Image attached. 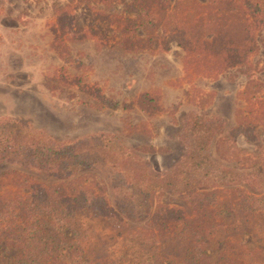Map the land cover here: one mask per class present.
Masks as SVG:
<instances>
[{
	"label": "rangeland",
	"instance_id": "rangeland-1",
	"mask_svg": "<svg viewBox=\"0 0 264 264\" xmlns=\"http://www.w3.org/2000/svg\"><path fill=\"white\" fill-rule=\"evenodd\" d=\"M119 9L120 5H109L107 0H92L86 5L76 0H0V116L18 119L29 125L31 132L62 143L105 138L114 147L144 158L160 173L191 145L184 129L189 114L213 118L218 139L235 126L237 118L255 115L250 112L258 111V105L248 104L246 97L258 89L255 95L264 110V41L257 32L245 65L248 77L233 68L207 78L200 61L198 70L185 71L184 53L173 43L167 46V36L160 32L136 33L138 47L134 50L114 45L112 30L95 21L94 15L96 11L118 14ZM98 37L103 40L98 41ZM144 95L150 104L139 103ZM111 101L119 106L110 108ZM251 137L235 138L242 152L231 162L219 158L211 147V160L238 176L236 184L218 190L220 204L215 209L220 213H213L215 226L205 245L208 264L240 260L264 264V230L258 228L262 222L252 217L245 220L246 210L240 203L237 208L232 198V194L256 195L264 184V128L255 125ZM23 180L34 184L79 180L103 193L110 212L118 209L119 190L98 166L65 177L18 164H0V193L18 191ZM167 206L186 210L176 192L165 190L152 196L151 210ZM223 209L231 210L234 218L222 213ZM119 221L91 225L92 231L82 239L90 256L115 259L120 245L115 234L146 229L147 216H121ZM163 246L164 251L172 247V255L158 250V264L163 259L178 264L179 240ZM13 255L0 264H11Z\"/></svg>",
	"mask_w": 264,
	"mask_h": 264
},
{
	"label": "trees",
	"instance_id": "trees-1",
	"mask_svg": "<svg viewBox=\"0 0 264 264\" xmlns=\"http://www.w3.org/2000/svg\"><path fill=\"white\" fill-rule=\"evenodd\" d=\"M76 1L86 5L92 0ZM107 1L109 5H120L119 13L103 15L96 11L94 19L112 30L114 45L134 50L138 47L136 33L160 32L167 36V46L173 43L184 53L185 71H196L198 64L204 63L207 78L233 68L248 77L245 65L254 48V32L264 41V0ZM255 94L246 97L248 104L258 105V111L250 112L255 115L237 118L235 126L218 139L213 118L189 114L184 129L191 145L176 163L160 173L144 158L114 147L105 138L62 143L31 132L30 126L18 119L0 116V164H18L65 177L98 166L113 179L114 189L119 190L118 209L113 213L103 193H96L79 180L58 184L23 180L18 183L22 186L18 191H2L0 260L14 254L11 264H158L156 252L161 249L162 253L172 255V247L164 251L163 245L172 246L179 240L181 256L176 255L175 259L178 264H208L209 250L205 245L215 226L213 213H220L215 209L220 204L218 190L236 184L238 176L211 160V147L219 158L231 162L242 152L236 147L235 138L241 135L252 140L254 126L264 128V110L261 111ZM145 97L140 98V104L151 103ZM109 104L112 109L119 106L117 102ZM165 190L182 196L188 212L168 206L151 210L152 196ZM232 198L237 208L240 203L246 210L245 220L259 219L262 223L258 228L264 230V184L256 195L232 194ZM222 213L234 218L231 210L223 209ZM119 216H147L146 229L117 232L120 245L114 252L115 259L111 255L102 260L90 256L82 239L92 231L91 225L119 221ZM163 260L159 264H172V260ZM234 264L257 263L240 260Z\"/></svg>",
	"mask_w": 264,
	"mask_h": 264
}]
</instances>
